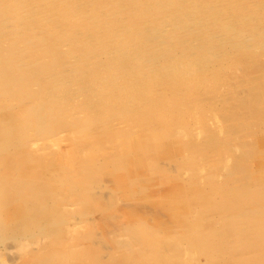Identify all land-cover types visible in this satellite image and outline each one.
I'll list each match as a JSON object with an SVG mask.
<instances>
[{
	"label": "bare ground",
	"instance_id": "bare-ground-1",
	"mask_svg": "<svg viewBox=\"0 0 264 264\" xmlns=\"http://www.w3.org/2000/svg\"><path fill=\"white\" fill-rule=\"evenodd\" d=\"M198 1L199 0H118L115 1V3L111 2L116 11H112L113 14L110 16L108 13H95L92 10L93 8L95 9V7L92 9L90 7L94 3L90 0H0V99H9V96H11L16 100H21L20 98H23V95L33 98L37 97L34 98V100L36 101V99H38V101L34 103V101L31 100L33 103L29 106V110L31 109L34 115L35 125L32 127L36 128L38 135L42 137L49 136L56 128L53 127L52 123L54 121L51 122V120L57 119V122L55 121L56 126L63 123L61 116L58 114L60 111H58L53 104L58 106L62 101H66L65 91L63 94H60V92L63 86H70V84L67 83L69 76H71L70 73L81 72L83 69L86 71V68H88L86 64L88 65L91 63L82 55L83 61H80L78 58L75 62V55H71L68 51L67 53L64 52L67 49L64 48L66 47L65 45H69L73 48L75 45L72 44L78 42L79 37L82 38L79 46L80 44L86 45L93 43V47L91 46L92 44L90 46L94 48V51L98 49L96 46L97 44L101 45L102 49L104 47L106 50L112 49L115 42L121 44V46L118 44L120 48L117 47L114 50H110L109 56L111 57H108L111 58V60L113 58L121 62V65L115 70L112 69V79H118L124 85H121L122 87L120 89V82L118 85L114 83V85L110 86L104 85L103 83L106 84L109 80L104 78L105 80L103 81V76L98 77V75L94 78L95 83L93 85L97 84L96 87H98L94 92H100V95H104L108 90L113 91L114 89L117 91L119 90L121 93H127L124 97L132 95L134 99L135 94L142 96V85L147 86L152 84L153 87L151 86V89L153 88V91L154 89L157 90V88H162L161 92L163 90L166 92L167 89L165 90L166 87L164 86L163 80H167L169 81L168 84H170L169 87L173 89L172 94H174L185 82L189 83L187 85H191L190 83H192L193 80L199 81L200 73H204L203 71L208 73L211 69H209V65L214 62L213 60L216 56L218 58V55L215 53L217 49L211 48L231 47L229 50L234 48L235 53L242 51L245 53L249 52L252 56L255 54L256 49L251 52L255 44L251 47L249 39L252 37L248 35V32L251 31V36L258 37L259 39L262 38L263 40L264 29H258L248 25L255 17L254 14L249 15L243 22L244 24H241L240 27L233 29L235 24H233L234 26L230 24L229 21H232V19H228L230 12L226 8L218 10V5L214 7V2L216 0H208L209 4L202 8V4L198 7ZM111 3L109 6H112ZM102 8L104 10L103 6ZM211 8L213 10H210ZM213 17L217 20L220 18L221 21H216ZM146 19H150L148 26L146 24ZM34 20L37 22L36 24H34ZM59 21H63V25L65 23H67V25L65 27L62 26V24L59 25L57 23ZM148 22L149 21H147V23ZM107 25L109 32L106 33V39L101 41L97 35H101L103 30H105L103 28ZM223 29H226V34L224 33L225 35L222 34V36L219 32ZM86 37L91 40V43ZM101 37L104 39L103 36ZM193 37L200 38L198 40H202L201 42L203 43H197L198 41L196 40L195 42L191 41ZM96 39H100V42ZM190 41L192 43H190ZM209 44L211 46V48L209 47L210 49L204 47L205 45L209 46ZM82 45L81 47H84ZM102 49L100 50L101 52L103 51ZM202 49H204V51H202ZM262 49L264 50V48ZM177 50H183V53L177 55ZM72 51H74V49ZM198 52L199 55L204 52H206V54L207 52H211L212 54L200 57L196 56ZM89 54L85 55L88 56ZM226 54L228 56V53ZM91 55L93 56V54ZM42 56H46L48 59L42 60ZM106 56L104 57L106 58ZM60 57L64 59L63 61L61 60L62 62L59 61ZM168 57L170 58L168 59ZM71 58H74V60ZM219 58H221V56ZM95 60H98V58ZM126 61L127 63H125ZM130 61H134V63L136 62L140 64V66L143 65L142 67L145 65V68L147 66L149 67L144 72L139 70V65L130 69L127 67L131 64ZM115 63L116 61L114 64ZM96 64H98V62ZM59 65L60 67H58ZM92 65H90V67ZM106 66L105 68H107ZM142 67H140L142 71L145 70V68ZM92 71L94 72L93 69ZM86 72L89 73V71ZM186 74H193L194 78L190 77L192 79H188L186 78ZM124 76H129V78ZM91 79L86 82L82 81L84 85L80 83L81 81L78 82L81 85L79 88L85 89L88 87V91L91 90L93 88L90 82ZM97 79L99 81H97ZM74 82L75 80H73V83ZM78 83L76 82V85H78ZM87 83L90 84V86H88ZM156 84L157 86L159 84V86H155ZM34 85L40 86V88H37L38 92H36V88L33 89ZM112 86L115 88L111 89ZM257 86L262 89V95L264 97V77ZM100 88L103 89L99 91ZM43 89L46 90V94H41V90ZM93 90H95V88ZM85 93L82 94L85 95ZM111 93L110 91L109 94L111 95ZM141 96H138L136 100L143 103ZM258 99V97L255 99L252 98V104L257 103ZM125 100L127 99L122 101L125 102ZM58 101L61 102L59 103ZM100 101H103L101 105L104 106V104L107 103L105 107L107 105L109 106L107 100L104 101L100 99ZM6 102L8 101L2 100V102H0V109L3 110V108L7 106ZM95 103L96 102H94V104ZM114 103L116 104V101ZM135 104L137 105L136 102ZM132 105H134V103ZM127 107L128 105L126 108L122 107L123 109L125 108L126 115L131 113V110L129 112V108ZM112 110L115 111L116 109L113 108ZM6 112L9 113L8 111ZM7 113L0 114V154L4 152L7 153V149L9 148H13L16 152H20L21 149L28 144L26 143L27 138L30 141L27 135L21 133L23 129L22 125L19 122L16 123L17 118H15V116H21L20 113H17L15 116ZM117 113L120 114L121 112ZM249 113L253 114V118L256 121L261 116H264V110H254L252 106L250 107ZM259 126L258 123L234 125L229 128H224L223 132L226 133V137L224 138H219L216 134L208 137L209 140L206 146L209 148L217 146V151H210L214 152L216 158L219 159L218 162L215 160L210 165V168L222 166L220 158L223 160L226 156L230 158L233 157L231 171L226 177L228 179V185L226 183L218 184L212 178L209 183L211 185L210 188L204 186L203 189L195 188V191L192 190V192L189 191V193H187V191H181L179 194H176L178 193L176 188L167 191V195L171 197V201L175 198L183 199V202L186 203V207L175 215L174 223L170 225H161L159 220L155 219H151L152 222L150 221V223L149 218H143L139 221V224L137 223L138 225L136 227H133V223H128L120 227L119 231L115 234L116 237H113L112 243H114L118 249L120 246L131 245L129 251L125 250L124 247V250L127 252L123 254L122 252L124 250L119 255L109 252L110 250L106 253V250L110 249V246L107 245L104 238H109V236L102 232V228L96 225H87L85 228L87 236L93 243L89 251L84 255L89 256V262L85 261L84 258L79 261H74L72 264H229L230 261H232V264H262V262H264V181L251 178L246 184L241 185V179H248L250 176L249 173L255 165L264 173V161H261L262 158L259 156V152L251 146H248L249 143L247 142L243 143L241 141L243 146L241 145L242 148L239 149V154L237 151L235 152L233 150L234 147H231L241 136H248V133L243 132L248 127L256 130L254 128ZM220 131L221 130H219V134ZM33 132L35 133V131ZM161 136L168 140L171 138V142L169 141L167 145L162 144L161 147L166 146L165 150L155 154L153 162L156 172L167 171V169L160 166L162 163V161H160L161 159L167 161L174 159L173 152L170 151V149L174 147L172 133H164ZM96 138L97 137H95V139ZM99 141L98 143L101 144L103 148L109 147L110 143L108 139H100ZM88 142L89 139L86 143L90 146L95 143V141ZM241 142L239 141V143ZM45 146H51V143L46 142ZM26 148L28 149V147ZM141 148L142 146L140 144L132 146V151L140 150ZM203 150L206 151V149L203 148L202 152ZM184 152L192 151L188 147ZM183 153L179 156L180 163H178V168L182 169L183 167L196 170L198 168L196 166L198 163L197 158L192 156L193 153L191 155H189L190 153H186L182 156ZM23 154H25V152ZM7 156L8 158L6 160L4 159L7 174L18 175V177L12 179L0 178V197L2 196L5 199H16V201L19 200L20 202L7 212L8 216L6 217V222L4 219L5 224H3L4 227L2 229L5 231L8 230V237L22 240L20 241L21 244L24 243L29 225L34 224L37 227L38 225H43L47 230V228L63 223L64 220L60 218V213H58V208L62 203L59 197L60 193L89 192L95 196L94 198L96 200H99L101 197H97V194H100L103 188V184L99 179L106 175L113 176L116 181H124V186L121 185V187L125 191L126 197L121 198V200L135 198L139 191H143V184L139 182L138 178V176L142 174H134L137 172V167L135 166V169L134 167H130L134 169V171L133 173L128 172L129 163L134 162V159L131 157L129 158L128 154L121 155L119 153H113L112 156H109L106 161L108 160L109 164L112 165V170L108 171L105 169L104 164H100L93 159V157L87 156L84 154V151H82V154L75 158V161L80 165L79 171L81 172L80 175H82L81 184H79V186L72 185L67 189H64L65 183L68 182V180H66L67 177H62L63 171H59V168L51 169L52 163L46 161L47 156H50L47 152H40L39 154L33 153L27 160H22L17 154H8ZM40 159L42 162L38 167L39 172L36 170L34 171L31 167H27V165L23 168L21 166L25 161L32 162ZM123 170H125L126 173H122ZM161 181H163V179H161ZM213 194L216 195L215 199ZM180 195H183V198ZM168 196L166 198H169ZM81 199L82 198L77 199V203L82 202ZM113 204L111 200H108V195H106L98 204L96 202L92 204L91 209L87 208V205L85 208L82 207L84 209L81 210L80 213L78 212L76 221H78V219L82 220L85 216H89L93 211L109 210V208H113ZM216 212L221 213L220 216H216ZM195 213L203 216L208 215L209 217L206 216L207 218L198 223L197 217L199 216H195ZM175 226L182 232L172 233L170 230ZM138 228L140 231H137ZM2 229L0 228V238L3 237ZM99 229H101V231ZM32 238L30 237V239ZM243 253L249 254V256H247V259L250 260L249 263H247L248 260L244 261L246 255H243ZM35 255L39 256L38 254ZM12 256L10 254V257ZM69 256L70 255H59V253H54L55 260H51L52 258L50 260L48 258L37 260V257L34 261L37 260L36 264H63ZM236 256L237 258H234ZM243 256L244 259L242 258ZM230 258L234 259L229 260ZM14 260L15 259H13V261Z\"/></svg>",
	"mask_w": 264,
	"mask_h": 264
},
{
	"label": "rangeland",
	"instance_id": "rangeland-1",
	"mask_svg": "<svg viewBox=\"0 0 264 264\" xmlns=\"http://www.w3.org/2000/svg\"><path fill=\"white\" fill-rule=\"evenodd\" d=\"M90 1L91 2L93 1L94 3L90 7L91 9L95 7V9L94 8L92 9L95 13H108L111 16L113 14L112 11L114 12L116 11L112 3H115V1L118 0H108V1L97 0L98 2L96 0H90ZM101 1L103 4L101 3ZM110 3L113 7L109 6ZM197 3L199 5L198 7H200L201 6L200 4H202L201 7L203 8V6H207L209 4V1L199 0ZM102 6L104 7V10ZM214 7H217L218 10H222L226 8L230 12V15H228V19L229 20L232 19V21H229L230 24L232 25L235 24V27L233 29H235L236 27H240L241 24H244L243 22L251 14H254L255 17L251 20V22L248 23V25L251 27L254 26L258 29H262V28L264 29V0H223V1L216 0L214 2ZM214 7L212 8L216 9ZM212 8L210 10H213ZM214 19L216 21L218 20L221 21L220 18H218V20L216 18ZM35 20H34V24L37 23L36 22L37 20L36 21ZM147 21L149 22L147 23ZM59 22L57 23L59 25L62 24V26L64 27L67 25V23L63 25L64 23L63 21H59ZM149 23H150V19H146L147 26ZM103 29L105 30H103L102 34L97 35L98 38L101 39V41H104L106 39L105 38L107 37L106 33L109 32L108 25ZM225 31L226 29L225 30L223 29L221 32H219V34L220 35L224 33L226 34ZM248 35L252 37L251 39H249V43L251 44V47L255 44L254 48L252 47L251 50V52H253L256 49V52L253 56L249 52L245 53L241 51L235 53L234 48L229 50V48L231 47L211 48L210 44L209 46L205 45L204 47H206L207 49L210 48L217 49L215 50V53L218 55V58L216 56L213 60L214 62H212L209 65V69L210 68L211 69L209 70L208 73H206L205 71H203L204 73H200L199 81L193 80V82L190 83L191 85H187L189 83L185 82V84H183V86H181L177 90L178 92L175 91L174 94H172L173 89L169 87L170 84H168L169 81L167 80H163L164 86L166 87L165 90L167 89L166 92H164V90L161 92L162 88L161 89L157 88V90L154 89L155 91L154 92L152 90L153 88L151 89V86L153 87L152 84H149L147 86L142 85L141 86L142 96L135 94V99L132 98L133 97L132 95L131 96L128 95V97H124V95L127 93H121L119 92V90L117 91L114 89L113 91L108 90L104 95L103 94L100 95V92H94L96 91V88H98L96 87L97 84L93 85L95 83L94 78L97 77L98 75H99L98 77L103 76V81L105 80L104 78H107L109 80L108 82H111V83L107 82L106 84L103 83L104 85H109V86L114 84L118 85L120 82L119 89L122 87L121 85H124L121 83L120 80L112 79L113 70H115L119 65H121V62L119 60H115L113 58L111 60V58H109L111 57L109 56L110 50H114L117 47L120 48L121 44L115 42L113 44L112 49H108V50H106L104 47L102 49V46L97 44L96 46L98 49H95L96 51H94V48H92L93 43H91V40H89L87 37L86 38L92 45L86 44L87 45L86 46L85 44L83 45L80 44L79 46V43H81V39H82L81 37H79L80 42L78 41L72 44L75 45L73 46V48L69 45H65L66 47L64 48L67 49L64 52L67 53L68 51V53L70 52L71 55H75V62L76 59L78 60V58L80 61H83V57L87 58V61L89 60V62H91L88 65L86 64V67H88L86 68V71H89V73L86 72L85 69L81 71L82 73L79 71L70 73L71 76H69V79L71 80L68 79L67 82L68 84H70V86L69 85H67L66 87L63 86L61 89L62 91L60 92V94L61 93L63 94V92L65 91L64 94L66 93L65 96L66 101H62V102L58 101L59 103L60 102L62 103V104L60 103V105L58 104V106L56 104H53V106H55V108H57L58 111H60L57 112L59 116H61L63 123H61L59 126H56L55 121L57 122V119L51 120V122L54 121L52 125L53 127L56 128L49 136L42 137L41 135H38L36 128L32 127L33 125H35L33 118L34 115L32 110L31 109L29 110L30 108L29 106L31 103H33V101L34 103L38 101V99H36V101L34 100V98L37 97L33 98L23 95L22 96L23 98H20L21 100H16L11 96H9V99L7 98L8 100L6 98L0 99V102H2V100L8 101L6 102L7 106L3 108V110L0 109V114L7 113L6 111H8L11 115L15 116L17 113L18 114L20 113L21 116L19 117L18 115L15 116V118H17L16 123L19 122L22 125L23 129L21 130L22 131L21 133L27 135L30 139L29 141L27 138L26 143L28 144L24 146L22 148L23 150L21 149L20 152H16L15 149L9 148L7 149V153L4 152L0 154L1 179H6V178L12 179L18 177V175L7 174L4 161L8 158L7 156L8 154L9 155L17 154L19 155V158H21L22 160H27L29 156L33 153L39 154L40 152H47L50 156H47L48 159L46 158V161H50L52 163L51 169L59 168L58 169L59 171H63L62 177L65 178L67 177L66 180H68V182L65 183L64 189L70 188V186L72 185L79 186V184H81L82 175H80L81 172L79 171L80 165L75 161V158L76 156H80L82 154V151H84V154H86L87 156L93 157V159H95L100 164H104L105 169L108 171L112 170V165L109 164L108 160L106 161V159L109 158V156H112L113 153H119L121 155L128 154L129 158L131 157L134 159L133 163L132 162L129 163L130 166H128L129 167L128 172L133 173L134 169L137 167L136 168L137 172H135L134 174L135 175L140 173L142 174L141 176H138V178H139V182L143 184V191H139L136 197L130 200L129 199L121 200V198L126 197L125 191L121 187V185L124 184V181L123 180L116 181L114 177L111 175H106L99 179V181L102 182L103 184L101 193L97 194V197H101L99 200H96L94 198L95 196H93L89 192L79 191V192H71V193L68 192L66 194L60 193L59 197L61 198L62 203L58 208V213H60V218H63L64 220L63 223L57 226H53L51 228H47V230L44 228L43 225L41 226L38 225V227L35 226L34 224H32L33 226L29 225L26 231V236L23 244H21L20 242L22 240H16L14 238L12 239L11 237H8L9 236L7 234L8 230L5 231L2 229L4 227L3 224H5L6 222V217L8 216L7 212L10 211L11 208H13L14 206H17L20 201L19 200L16 201V199H9V198L5 199L1 196L0 207L1 206L2 207L0 208L1 211L0 217L2 219L0 218V223L2 226L0 225V228L3 230L2 234L4 238L3 237L0 238V264H34V263L36 264V261L41 260L42 258H48L49 260L52 258L51 260H55L54 253H59V255H70L63 264H72L74 261H79L80 259H84V258L85 261L89 262L88 260L89 256H84V255H86V253L89 251L93 243L88 239L87 231L85 229L87 225L88 226L96 225L99 228H102V232L104 234L109 236V238L107 237L106 239L104 238L107 245L110 246V249H107L106 253L110 250L109 252L119 255L124 250V247L125 250L129 251L131 249L130 248L131 245L120 246L121 249L120 248L118 249L116 248L114 243H112L113 237H116L115 234L119 231L120 227L128 223L129 224L133 223L134 224L133 227H136L139 224V221L143 218H147V219L149 218V222L150 221L152 222L151 219H155V220H159L161 225H165V224L170 225L171 223H174V218L176 217L175 215L179 211H181L184 207H186V203L183 202V199L175 198L173 199V201H171L170 200L171 197L167 195V191H171L173 188L174 189L176 188L178 192L176 194H179L181 191H187V193H189V191L192 192V190L195 191L194 190L195 188L203 189L204 186L210 188L211 185L209 183L211 182L212 178L218 184L219 183L221 184L226 183L227 185L229 184L227 183L228 179L226 177L227 175H229L228 173L231 171V167H232L231 164L233 163V157L230 158L229 156H226L225 159L223 160H221L222 158H220L222 166L219 167L214 166V168H210V165L215 160L217 162L219 161V159L216 158V154H214V152H211L210 150L217 151L218 147L213 146L212 148H209L208 146H206V143L209 140L208 137H211V135L213 134H216L219 138L226 137V133L223 132L225 127L229 128L231 126L239 125V124L247 125L251 123L253 124L258 123L261 127L260 126L257 128L255 127L254 129L256 130H253L251 127H248L243 132L248 133L249 137L247 135L246 137L245 135L241 136L242 138L240 137L239 140L235 142L234 145L231 147L232 148L234 147L233 150L235 152L237 151V153L239 154L240 153L239 149L242 148L243 143L247 142L249 143L248 146H251L253 149H256V151L259 152L258 154L262 158L261 161H264V135H262L264 134V116H261L256 121L253 118V114L249 113L251 106L254 108V110H258V111L264 110V97L262 95L263 91L261 88H259V86H257L261 82V79L264 77V50L262 49L264 48L263 47L264 39L262 40V38L259 39L258 37L251 36V31L248 32ZM101 36H103L104 39ZM193 38L191 39V41L195 42L196 40L198 41L197 43H203L201 42L202 40H198L200 38H194V39ZM100 39H96V40L100 42ZM191 41L190 43H192ZM118 44L120 46H118ZM81 45L84 47H81ZM89 48L91 51L89 50ZM73 49L75 52L72 51ZM101 49L104 52L103 51L101 52L100 51ZM221 50H223L224 52ZM177 51H178L177 55L179 54L181 55L183 53L182 52L183 50H177ZM202 51H204V49H202ZM89 53L93 54V56ZM226 53H228V56ZM234 53L235 55L233 56ZM85 54L86 55L89 54V55L86 56ZM201 54L202 53H200L199 55L198 52L196 56L204 57L212 53L207 52L206 54V52H204L203 54L205 55L203 54L201 55ZM96 56L98 60H95L97 59ZM104 56H106V58ZM220 56L221 58H219ZM41 58L42 60L48 59L46 56H42ZM169 58L170 57H168V59ZM71 59L74 60V58ZM61 60L63 61L64 59L63 58L61 59L60 57L59 61L62 62ZM114 60L116 61L115 64H114L115 62ZM96 61L98 62V64H96L97 63ZM99 61L100 63L102 61L101 63L102 65L99 63ZM109 62H111L112 64ZM125 63H127V61ZM130 63L132 68L130 65L128 66L126 65L130 69H133V67H136V65L140 66V64L136 62L134 63V61H130ZM60 65L58 67H60ZM90 65L92 66L90 67ZM105 66L107 68H105ZM140 67H138L139 70H141V72H144L146 71V69H148L149 66L145 68L144 65V67L142 68H145V70L143 71ZM92 69L94 70L95 73L92 71ZM73 74L75 77L73 76ZM190 77L194 78L193 74H188L186 78L192 79ZM126 78H129V76H127ZM89 79H91L90 82L92 83V87H93L91 90L88 91V87L85 89L79 88L81 87L80 83H82V81L86 82ZM73 80H75L74 83ZM97 81L99 80L97 79ZM76 82L77 83L80 82V83L76 85ZM84 82L82 83L83 85ZM88 86H90V84H88ZM155 86H157V84ZM34 88H36L37 91L36 90L35 91L38 92L37 88H40V86L34 85L33 89ZM94 88L95 90H93ZM112 88L115 87L112 86L111 89ZM101 89L103 88H100L99 91H101ZM110 91L112 92L111 95L109 94ZM43 93L46 94L45 89L41 90V94ZM82 93H85V95ZM112 95L116 97L114 98ZM138 96H141L143 103H140L138 102V100H136ZM256 97L259 98L258 102L252 104V98L255 99ZM99 98L104 101L107 100L109 106L107 105L105 107L107 103L104 104V106L101 105L102 104L101 102L103 101H100ZM103 98H105L106 100ZM124 99L127 100L123 102ZM112 100L114 102L116 101V104ZM94 102L96 103L94 104ZM135 102L137 103V105L135 104ZM131 103L132 104L134 103V105H132ZM127 105H128L127 108H129V112L131 110V113H129L128 115H126V110H125ZM121 106L125 108L123 109ZM60 108L63 109L61 110ZM113 108L116 110L115 111L112 110ZM116 111L121 113L119 114ZM219 130H221L220 134H219ZM33 131H35V133ZM164 133H172L173 135L172 138L174 141L173 143L174 147H172L170 151L173 152L174 159L171 161L161 159L160 161H162V163L160 164V166L167 169V171L156 172L154 168L155 165L153 162L155 159V154L160 153L161 151L163 152L165 150L166 146L161 147L162 144L167 145L169 141L171 142V138H169L170 140L166 139L165 137L162 138L161 135H163ZM95 137L97 138L95 139ZM88 139L89 142L95 141V143L92 146H90L89 144L86 143ZM100 139L102 140L108 139L110 143L109 147L103 148L102 145L98 143L100 142L99 141ZM239 141L240 142L242 141L243 143L241 142L242 143L241 144L239 143ZM46 142L51 143V146H45ZM139 144L142 146V148L140 150L132 151V146H136ZM26 147H28V149ZM188 147L192 152H186V153L187 154L190 153L189 155L193 153L192 156L197 158L198 160L197 161L198 163L196 162L197 163L196 166L198 167L196 170H190L189 168L186 169L183 167L182 169L178 168L179 166L178 163H180L179 156L181 153L187 150ZM44 148H46L47 150ZM203 148L206 149V151L203 150L202 152ZM23 151L25 152V154H23L24 153ZM186 153L184 152L182 156ZM41 162H42L41 159L32 162L25 161L24 164L21 163L22 164L21 166L23 168L26 167L27 165V167H31V169H33L34 171L36 170L39 172L38 167L39 165H41L40 164ZM130 167H134V169H131ZM257 167L258 166L255 165V167L251 170L248 179L245 180L241 179L242 180L241 185L246 184L247 181L251 178L259 181L262 180L264 181V173L261 171V169H258ZM122 173H126V171L123 170ZM161 179H163V181H161ZM106 195H108V200H111V203H114L113 208H109V210L93 211L89 216H85L82 220L78 219V221H76L78 212L80 213V211L83 210L86 205L87 208L91 209L92 204H94L95 202L98 204L99 202L102 201V198L104 199V196ZM167 196L169 198H166ZM180 196L182 197L183 195ZM213 197L215 199L216 195L213 194ZM79 198H82L81 199L82 202L77 203L78 201L77 199ZM84 198L86 199V202ZM249 207H253V206H249ZM215 214L216 216L217 215L220 216L221 213L216 212ZM194 215L199 216L197 217L198 223L202 222L203 219L209 217L208 215L203 216V215H198L197 213H195ZM177 228H178L177 226L172 227V229L170 228L171 229L170 231L172 233H181L182 231L178 230L179 228L178 229ZM99 230L101 231V229ZM137 231H140V229L138 228ZM30 237L33 238L30 239ZM125 250L122 252V254L127 252ZM245 253H243V255H246V259L244 261L248 260L247 256H249L248 253L247 254ZM10 254L11 256L12 255L13 256L10 257ZM35 254H38L39 256H36ZM35 258H37L36 261H34ZM234 258H237V256ZM234 258H230L229 260H233ZM242 258L244 259V256ZM13 259L15 260L13 261ZM249 262L250 260H248L247 263ZM229 264H232V261H230ZM262 264H264V262H262Z\"/></svg>",
	"mask_w": 264,
	"mask_h": 264
}]
</instances>
